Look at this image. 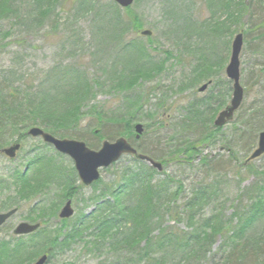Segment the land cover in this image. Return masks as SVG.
<instances>
[{"label":"rangeland","instance_id":"374dc122","mask_svg":"<svg viewBox=\"0 0 264 264\" xmlns=\"http://www.w3.org/2000/svg\"><path fill=\"white\" fill-rule=\"evenodd\" d=\"M16 0L13 2L14 9L18 15L8 17V19H0V89H6L5 95L13 90H8V85L11 84L12 79L16 82L15 87L21 86V90L25 86L35 85L37 88L41 85V92L51 91L54 84L51 76L52 70L58 66H66L75 61H80L84 65V70L89 75L95 76L102 82L103 86L99 90H95L97 97L95 101L90 102L93 105L103 107L105 113L110 118L108 127L98 128L94 117H88L82 122V128L76 132H71L67 138L60 136V139H71L84 142L87 147L94 150L101 148L103 141L114 142L120 138H109L111 131H115L118 127V122L115 118L125 120L128 113L125 110L126 99L128 93L118 95L110 91V78L112 71L109 69L111 62L117 61V57L113 56L111 49L108 46H103L104 41L107 42V37L98 31L100 26L94 19L92 13L84 11L85 7L96 5L94 0H46L42 1V5L46 7L47 4L53 5V9L43 12H38L35 6V0H26L25 3L20 4ZM50 1V2H49ZM100 5L106 7L111 4V0H95ZM245 2V0H242ZM210 0H136L132 6L130 13L136 15L138 18L137 25H142V30L152 31L150 38L128 33V37L138 40L144 46L149 48L150 55L155 58L156 62L169 60L163 73L156 75L152 80H142L139 86L134 88L136 95H142L148 92L147 105L143 111L138 112L135 122L141 125H149L148 130H143L142 138L140 140L133 136L128 141L141 148L145 153L144 156L150 157L155 162H167V166H163V171L158 172L159 179H167L171 177L173 183L171 184L175 190L182 187L183 200L180 202V208L185 199L189 198L194 190L199 189L201 184L207 183L212 185L213 192L217 191L214 196V201L209 208H205L201 213L196 215L194 221H190L187 216L183 217L177 228L179 230L190 229L191 226L199 227L204 223L208 216L213 212L222 210L223 217L228 219L237 210H241L239 199L245 202L246 197L243 195L244 190L260 183V187L264 183L261 176L254 173L250 174L241 168L244 161L253 153V149L257 147L258 136L264 131V118L254 119L252 114H256L257 106L264 107V77L257 78L254 74L259 69H264V52L258 51L259 43L257 41L258 31H255L253 25L264 20V0H252V9L256 15L255 21L252 18L241 19V30L244 31V47L241 55V85L245 89V100L242 108L236 113L234 121L229 125L223 127L220 133H213L209 144L200 149L198 156L194 155V159L189 163L175 161L177 151H183L184 146L189 142L198 140L203 135L207 136L213 130H209L210 117L215 118L219 112L224 110L229 105L232 99L233 86L227 78L225 73L231 58L232 41L235 38L223 37L216 45V56L221 59L222 68L218 69L215 82L209 86L206 92L199 93L198 87L205 83L198 84L193 89L186 88L187 80L193 77L191 74L194 70L195 64L202 61L205 57V52L201 49L198 59L193 60V56L189 54L187 48L186 38L183 37L182 24H190L199 26V24L206 25L210 16L216 12H224L223 8L218 10L216 4L213 7H207ZM238 4V6H237ZM239 8V2L233 0L232 6ZM84 11V13H82ZM128 17V13H123ZM126 20V18H125ZM258 21V22H257ZM236 25V26H237ZM246 25V26H245ZM245 28H244V27ZM103 28V27H102ZM201 28V27H200ZM204 28V27H203ZM141 30V31H142ZM248 31V32H246ZM247 33V34H246ZM8 35L4 38L3 35ZM149 39L150 42H149ZM192 43H195V37L192 38ZM215 42V40H214ZM205 45V44H204ZM171 52L173 58H168L164 52ZM203 53V55H202ZM75 56H80L82 59L74 60ZM93 61V63H89ZM105 65H107L105 67ZM193 65V66H192ZM254 65L257 67H254ZM119 68V66H117ZM14 72L17 75L10 74ZM10 74V77L8 75ZM252 73V74H251ZM53 74V73H52ZM13 76V77H12ZM14 77H23L26 84L19 85L18 80ZM12 78V79H11ZM259 79V80H258ZM10 80V81H9ZM45 82V83H44ZM220 84V85H219ZM13 89V88H11ZM132 93V94H134ZM220 96V98H218ZM132 97V96H131ZM215 98L212 102L215 104L216 98L220 101L222 106L219 110L213 105L212 110L205 112L201 116V122H192L191 114L192 104L199 102L206 98ZM163 103L164 109H159L157 104ZM190 109V110H189ZM216 113H214V111ZM151 114L154 119H150L148 115ZM205 117L207 125L203 120ZM262 117V116H261ZM264 117V116H263ZM112 118V119H111ZM159 118V119H158ZM214 123V122H213ZM209 128V129H208ZM29 130V129H28ZM26 130V132L28 131ZM17 136L11 134L6 135L5 146H10ZM183 149L178 150L180 147ZM97 147V148H96ZM206 156L208 160L214 159L210 166H204L201 161V156ZM233 156L236 161L233 160ZM36 157H40L44 162L52 161L54 173L58 176H67L76 187L80 185L77 173L74 170L71 159L62 157L55 152L54 149L45 145L41 139L25 137L23 141V148L21 153L14 161H9L4 156H0V213L3 210H8L10 206L9 201L16 199L19 205V210L14 218L7 222L6 228L13 232L20 222H32L31 220H38V210L41 209V203L45 206L50 201H54L62 192V188L57 184L49 183L45 195L37 198L23 201L17 194V189L11 183L10 178L15 174L14 171H25L27 165L33 162ZM184 155H181L180 160ZM231 160H233L231 162ZM129 159L127 156L118 165V169L129 166ZM149 165L148 163H146ZM150 166V165H149ZM251 170L264 172V156L254 160L251 164ZM240 168L239 175L236 170ZM116 169V170H118ZM37 167H30L28 177L33 178L38 174ZM112 172L102 173V179L105 182H110L113 178ZM258 176V177H257ZM63 181V178L61 180ZM64 190V189H63ZM16 191V192H15ZM83 193L77 199H72L73 209L75 215L67 223V228L76 221L81 219L82 215L89 216L97 207L95 201L87 202L95 194L93 187L85 188ZM100 191L97 190V196ZM264 198V193H262ZM185 198V199H184ZM180 200V199H179ZM66 202V201H65ZM56 216L49 219L47 224H44L47 232L55 233L62 225L59 222V213L65 203L60 204ZM244 205V204H242ZM241 208V209H240ZM166 220V225H173V222ZM40 220L32 223H39ZM234 225V236L237 230ZM4 228L0 231V239H9L10 232ZM14 236V235H13ZM233 236V237H234ZM264 236V220L258 223L254 230L242 238H263ZM37 236V240H39ZM230 238H232L230 236ZM238 238L234 237L233 239ZM121 237L116 238L113 245L105 246L101 249L100 240L92 238L89 233L83 232V240H75L68 248H58L54 251L51 261L48 264H106L112 262L114 264L117 259L123 263L121 257V249L119 244ZM226 238L221 236L214 237L215 241L211 247V253L204 258L189 260V264H221L220 257L222 251V244ZM44 240H40L38 245L43 244ZM246 241L242 243L245 244ZM242 245H239L240 247ZM240 247H238L240 249ZM227 250L228 248L225 247ZM261 249H256V252L251 253L247 264H264V244L260 245ZM229 251V249L227 250ZM231 251V250H230ZM117 258V259H116ZM115 260V261H114ZM120 263V264H121Z\"/></svg>","mask_w":264,"mask_h":264},{"label":"trees","instance_id":"16d2710c","mask_svg":"<svg viewBox=\"0 0 264 264\" xmlns=\"http://www.w3.org/2000/svg\"><path fill=\"white\" fill-rule=\"evenodd\" d=\"M15 1L0 0V19H8L13 14L18 15L14 9L13 2ZM42 1L46 3V0H35V6L39 13L53 9L52 4H47L46 7L41 6ZM18 2L22 4L26 0H19ZM232 2L233 0H210L207 7L210 6L211 9L216 4L218 10L223 8L224 12H220L218 15L214 12L205 26L202 24L199 26L182 24V28H184L183 37L186 38L185 45L190 49L189 54L193 56V60L199 58L197 55H201V49L203 52L206 50L202 61L193 67L194 70L191 74L193 77L187 80L186 88L189 89L191 86L195 89L201 83L211 82L212 85L217 77L218 69L223 67V61L219 58L218 63V57L215 54L218 41L225 36L231 39L241 32V25L237 24H241V19L244 17L246 19L251 17L252 21H255L256 15L252 9V0H245V2L237 0L240 5L239 8L232 6ZM93 3L96 5L87 6L84 11L93 14L94 19L92 20L100 25L98 31L108 39L102 45L108 46L109 43L110 46L108 47L111 49V53L117 57V61L111 62L109 67L112 71V76L108 75L111 79L110 91L118 95L128 93L129 98L125 101V110L129 118L125 120H122L123 117L120 120L115 118L118 127L115 131H111L109 138L120 136V138L125 137L130 140L133 136L136 138L134 129L137 125L135 122L137 114L143 111L148 103V92L145 95H136L134 88L139 86V82L142 80H152L156 75L165 72V65L169 60L164 59L162 63L156 62L155 58L150 55L147 46L132 37H128V33L132 32L133 35H138L143 28L142 25H137V16L130 13L132 7L123 10L113 2L107 7L100 5L95 0ZM123 13H128L129 16L126 17ZM253 28L258 31V51L264 52V20L255 23ZM8 35L10 34L3 36L7 38ZM194 37L195 43L193 44L192 38ZM164 54L171 59L174 57L171 52L166 51ZM72 58L74 60L82 59L80 56ZM89 63H93V61ZM254 67L256 66L254 65ZM254 71L257 78L262 79L264 77V69H259L257 73L256 69ZM52 73V83L55 86L48 92H41L42 84L39 88L33 84L26 85L25 89L21 90V86L15 87L16 82L12 78L8 90L14 92L11 91L5 95V92L8 91L0 89V150L8 143L6 135L11 134L12 137L15 135L17 136L15 141L23 142L26 137V130L34 127L42 128L54 137L67 138L68 134L82 128V122L91 116L94 117L98 128L110 125V118H108L103 107L90 103L96 100L97 93L95 90L97 91L103 86L99 78L89 75L80 61H75V63L64 67L58 66L52 70ZM10 74L17 75L14 72H10ZM10 74L8 73L9 77ZM14 78L18 80L19 85H22V82L26 84L23 77ZM218 98H216L218 102L215 104L212 103L215 99L213 97L193 103L191 105L192 110L189 109L194 116L191 121L201 122V116L212 110L213 105L219 110L222 107L220 105L222 101ZM157 106L159 109H164L161 102ZM254 110L257 113L252 114V118H264V107L257 106ZM148 117L150 119L155 118L151 114ZM203 118L204 124L207 125L206 118ZM213 119L214 117H210L209 120L214 125ZM149 127V125H145L144 130H148ZM211 127L209 125L210 129H208L210 131L213 129L209 135H203L198 140L189 142L184 146V149L181 146L178 150L183 149V151H177L175 161L190 163L194 159V155L201 154L200 149L205 144H209L212 134L222 131V128ZM141 138L142 136L138 140ZM134 147L137 148L135 145ZM137 150L140 154H145V151L143 152L140 147ZM182 154L184 160H180ZM127 157L131 159L129 166L118 169L122 159L109 169L102 171V173L112 172L113 178L110 182H105L101 177L97 183L91 186L95 190V194L87 202L95 201L97 203L93 213L89 216L82 215L81 219L76 220L68 228L66 225L70 220H59L62 227L59 230L57 228L55 233L45 230L46 221L56 216L55 213L58 212L60 204L70 199H77L86 187L81 183L76 187L67 176L62 177L64 181L62 182L61 176L54 173L52 161L44 162L40 157H36L33 162L29 163L25 172L14 171L15 174L10 180L23 201L44 196V190L49 183L57 184L58 187L63 188L60 191L62 194L54 201H50L46 206L44 202L41 203L42 207L38 210V220H40L42 227L37 233L28 235V237H15L9 229L4 227L10 232V236L7 240L0 239V264H35L43 255H47L49 263L56 249L68 248L75 240H83V232L100 240L101 249H105V246L111 247L116 238L121 237L119 244L123 248H128L121 249L120 255L123 263L116 258L117 261L114 264H189V260L201 259L211 253V247L216 241L213 239L216 236L225 237L224 241L228 244V246L225 243L222 244L219 259L221 264H247L251 253L261 249L260 245L264 244V236L258 239L242 237L250 234L255 226L264 220V198L262 195L264 184L260 187V183H258L255 184L256 187L251 186L244 190L243 195L246 200L244 202L242 198L239 199L242 209L237 210L232 218L223 217L224 213L219 208L211 216H208L201 226H191L190 229L179 230L177 226L182 218L187 216L190 221H194L196 215L212 205L217 191L213 192L212 185L203 183L200 185L202 187L194 190L195 192L189 198H184L185 201L180 208L179 204L183 200L182 195L180 197L182 187L175 190L171 185L174 182L171 177L159 179L157 170L152 166L135 156ZM248 158L240 167L244 168L249 175L255 173L264 178V172L251 170L253 162H247ZM213 160L210 159L209 161L206 156H201V164L210 169ZM233 160L236 161L234 156ZM162 163L163 166H167V162ZM32 166L38 169V174L33 178L28 177ZM239 170L240 168L236 170L237 175H239ZM262 183H264V179ZM97 190L100 191L98 196L96 195ZM12 200L9 201L8 210L19 209L16 199ZM8 210L4 209L3 211ZM165 219L173 222V225H166ZM38 220L31 221L36 222ZM234 225H237L235 236ZM4 228H1L0 231H3ZM37 236L40 237L39 240H37ZM233 236L238 238L233 239ZM40 240L44 241L39 246ZM244 241L246 242L242 245ZM225 247L229 251H227L228 249L223 250L226 249ZM106 264H112V262L107 261Z\"/></svg>","mask_w":264,"mask_h":264},{"label":"water","instance_id":"95a60500","mask_svg":"<svg viewBox=\"0 0 264 264\" xmlns=\"http://www.w3.org/2000/svg\"><path fill=\"white\" fill-rule=\"evenodd\" d=\"M115 4L123 9L131 7L135 0H112ZM151 31L144 30L141 32L142 36L150 37ZM244 35L240 33L234 39L232 45V55L228 67L226 69L227 77L233 82L234 90L232 95V100L229 106L225 110L219 113L215 119L214 126L216 128L225 127L234 119L235 114L241 109V105L244 101V88L241 86V52L244 46ZM208 85L200 87L199 92H205ZM137 139H139L143 133V126L137 125L136 128ZM28 136L32 138H42L44 143L51 145L56 151L64 156L69 157L73 160L75 165V170H77L79 180L86 187H91L92 184L99 181L100 172L102 169H107L112 166L113 163L121 160L123 155L136 156L142 161H147L151 166L158 171L163 170V166L159 162H155L148 156H143L138 154L137 150L129 144L126 138L122 137L114 142L103 141L101 149L96 151L86 146L82 141H76L71 139H59L54 138L52 135L44 132L41 128L34 127L28 132ZM258 146L249 158V161H254L264 155V131L259 135ZM21 144L15 143L9 148H3L1 154H5L10 160L14 159L18 152L21 150ZM16 210H11L0 214V228L6 224L11 218L16 214ZM74 215L72 209V202L68 204L61 210V219H70ZM39 224L30 223H20L14 230L15 236H27L39 230ZM48 258L43 256L36 264H46Z\"/></svg>","mask_w":264,"mask_h":264}]
</instances>
